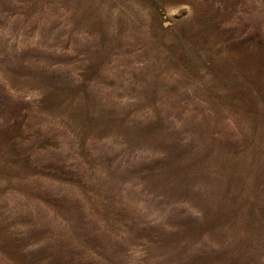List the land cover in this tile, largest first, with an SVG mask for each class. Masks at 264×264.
<instances>
[{
    "label": "rangeland",
    "instance_id": "obj_1",
    "mask_svg": "<svg viewBox=\"0 0 264 264\" xmlns=\"http://www.w3.org/2000/svg\"><path fill=\"white\" fill-rule=\"evenodd\" d=\"M0 264H264V0H0Z\"/></svg>",
    "mask_w": 264,
    "mask_h": 264
}]
</instances>
